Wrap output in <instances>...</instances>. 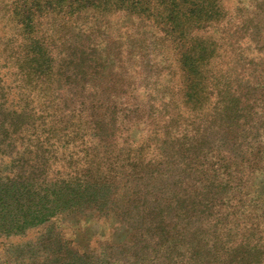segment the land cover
<instances>
[{"label": "trees", "instance_id": "1", "mask_svg": "<svg viewBox=\"0 0 264 264\" xmlns=\"http://www.w3.org/2000/svg\"><path fill=\"white\" fill-rule=\"evenodd\" d=\"M225 1L0 0V264H264V0Z\"/></svg>", "mask_w": 264, "mask_h": 264}, {"label": "rangeland", "instance_id": "2", "mask_svg": "<svg viewBox=\"0 0 264 264\" xmlns=\"http://www.w3.org/2000/svg\"><path fill=\"white\" fill-rule=\"evenodd\" d=\"M225 3H226V5H229L231 2H229L228 0H226ZM10 239H11V240H16L17 237H11Z\"/></svg>", "mask_w": 264, "mask_h": 264}]
</instances>
